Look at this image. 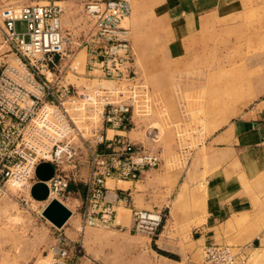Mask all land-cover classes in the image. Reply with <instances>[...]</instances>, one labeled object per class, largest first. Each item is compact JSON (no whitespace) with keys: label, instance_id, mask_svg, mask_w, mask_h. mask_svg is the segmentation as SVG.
Here are the masks:
<instances>
[{"label":"rangeland","instance_id":"374dc122","mask_svg":"<svg viewBox=\"0 0 264 264\" xmlns=\"http://www.w3.org/2000/svg\"><path fill=\"white\" fill-rule=\"evenodd\" d=\"M50 1H59L65 8L64 31L71 35L67 53H76L78 71L84 73L87 53L80 43L93 24L85 7L96 0H0V6ZM129 1L132 15L124 26L130 29L137 78L149 89L151 101L149 116L137 117L133 132L146 141L145 129L150 126L158 135L155 145L162 163L152 171L157 172L159 184L146 208L161 211L163 222L159 236L150 239L132 230L131 212L120 208L121 226L83 229L82 199L70 190L63 202L74 210L71 221H79L78 229L86 236L78 242L88 254L80 264L197 260L204 242L199 230L208 224V240L242 247L246 264H264V177L244 181L242 166L246 168L247 163L240 151L224 156L213 152L214 157L205 154L198 159L212 136L240 120L244 109L264 93V0ZM16 27L21 33L28 31L24 21ZM0 53V67L15 57L1 34ZM69 77L80 89L97 84L81 74ZM108 84L114 85L104 82ZM95 122L100 123L98 118ZM198 164L205 170L201 181L189 187L186 199L177 206L180 209H175L182 182ZM224 166L227 177L222 174ZM208 175L215 179L211 194L204 183ZM162 176L168 180L160 184ZM173 184V190L163 191L162 185ZM25 194V189L11 182L0 197V264H50L59 247L63 232L43 215L48 202L33 198L25 205L19 198ZM208 197L215 204L209 209ZM207 218L213 222L207 224ZM161 237L171 242L169 251L162 248Z\"/></svg>","mask_w":264,"mask_h":264},{"label":"built area","instance_id":"2783aa9c","mask_svg":"<svg viewBox=\"0 0 264 264\" xmlns=\"http://www.w3.org/2000/svg\"><path fill=\"white\" fill-rule=\"evenodd\" d=\"M85 11L93 24L80 43L87 53L80 73L76 53H67L71 35L64 31L61 2L0 6V34L15 56L0 67V197L15 182L27 191L20 200L30 205L37 167L48 162L54 166L46 182L48 204L63 202L70 184L80 181L86 186L82 227L111 229L119 226L114 202L127 198L114 200L108 181H138L159 168L162 159L152 127L145 129L146 141L130 136L138 127L136 118L151 110L149 89L136 75L130 29L124 26L132 15L131 2L96 0ZM19 21L26 22V33L17 30ZM70 74L97 84L80 89ZM105 81L114 85L107 87ZM132 218L133 231L150 239L159 236L161 211L136 208ZM62 242L50 264H70L71 245ZM245 252L209 243L201 260L183 264H246Z\"/></svg>","mask_w":264,"mask_h":264},{"label":"crops","instance_id":"0c3cea01","mask_svg":"<svg viewBox=\"0 0 264 264\" xmlns=\"http://www.w3.org/2000/svg\"><path fill=\"white\" fill-rule=\"evenodd\" d=\"M262 96L258 98V100L254 103L253 106L250 108H246L243 111V114L241 115L240 120L228 124L223 130L218 133L215 136H212L208 144L204 145V148L199 154L198 159L202 157V155L205 154H211V153H218L221 154H237L238 151L241 153V157L243 159H246L247 166L246 168L242 166V177L245 179L244 181H248V179H260L264 177V93L261 94ZM130 136L132 139L141 141V137H139L138 134L131 132ZM237 145H241L236 148ZM212 157H214V154H211ZM199 163V162H198ZM225 165V164H224ZM226 166L223 167L222 174L226 176L224 170ZM86 175V170H82ZM205 172L203 167H200L199 164L197 167L194 165L192 166L190 170V174L188 175V179L185 182H182L180 187V192L177 196V201L175 203V209H180L179 205L181 204V201L186 199V196L188 194V190H190L189 187H193L196 184H198L202 179V174ZM157 172L155 171H147L145 172L141 179L138 181H108V186L111 188L109 191L110 195L114 197V200L119 198H127V201L125 203H116L117 205V223L119 226H121V223L119 222V209L125 208L126 210L131 212L133 209H146V206L149 205L150 197L152 192H154V188L157 187L156 182V175ZM221 174V175H222ZM227 177V176H226ZM163 180H168V176L163 177L162 176V182ZM215 179L213 175H208L206 177V180H204V183L207 186L208 192L210 194L214 191V185H215ZM125 182V183H122ZM163 186L164 192H170L174 188V184L170 188L168 186ZM74 192V191H72ZM80 195L82 199L81 203V215H80V221L82 222V213H83V204L84 199L86 196V192L82 194V192L77 191L74 192ZM180 201V203H179ZM207 202V208L212 207L214 205H211L213 201L208 197ZM186 203V202H185ZM183 202V206L185 205ZM69 208L70 206L67 205ZM144 206V207H142ZM179 206V207H177ZM71 209V208H70ZM72 210V209H71ZM74 215V210L72 211L71 217L68 219V221L61 227L62 234L58 237V246L62 245V240L64 242H67L71 245L70 253H71V263H74L77 261V264H80L82 259L88 256L87 253L82 248V244L77 242L84 241L85 233H81L78 229L79 221H71L72 217ZM127 215V214H126ZM128 216V215H127ZM133 220V218H132ZM130 223V226L132 224V221ZM207 224L211 223V218L206 219ZM58 228V227H57ZM123 228V226H122ZM60 229V228H58ZM210 229V224H208L206 227H204L202 230H199L200 234H202V239L204 240L202 244V251L203 247L206 244L209 243H215L213 241L208 240L207 237V230ZM80 239V240H79ZM160 243L163 246L162 248L166 251H169V247L171 246V242L168 240V237H164L160 239ZM221 244V243H220ZM81 246V247H80ZM74 247V248H73ZM102 257V255H101ZM102 259V258H101ZM202 259V253L200 259H197L195 261H199ZM96 261V260H95ZM97 263L101 264L99 261H96Z\"/></svg>","mask_w":264,"mask_h":264},{"label":"water","instance_id":"95a60500","mask_svg":"<svg viewBox=\"0 0 264 264\" xmlns=\"http://www.w3.org/2000/svg\"><path fill=\"white\" fill-rule=\"evenodd\" d=\"M39 179L31 189V196L37 201H44L49 196L47 181L54 175L51 163H41L36 170ZM43 215L56 227L61 228L71 217L72 211L60 200L53 199L44 209Z\"/></svg>","mask_w":264,"mask_h":264},{"label":"trees","instance_id":"16d2710c","mask_svg":"<svg viewBox=\"0 0 264 264\" xmlns=\"http://www.w3.org/2000/svg\"><path fill=\"white\" fill-rule=\"evenodd\" d=\"M80 191V192H86V186L83 183H71L69 186V191Z\"/></svg>","mask_w":264,"mask_h":264},{"label":"bare ground","instance_id":"6f19581e","mask_svg":"<svg viewBox=\"0 0 264 264\" xmlns=\"http://www.w3.org/2000/svg\"><path fill=\"white\" fill-rule=\"evenodd\" d=\"M106 86V85H105ZM108 86H110V84H108ZM15 183V182H14ZM16 184V186H19L17 183H15ZM37 201V200H36ZM64 203V202H63ZM65 204V203H64ZM66 205V204H65ZM67 206V205H66ZM68 207V206H67ZM69 208V207H68ZM70 209V208H69ZM71 210V209H70ZM72 211V210H71ZM132 220V219H131ZM84 229V228H83ZM78 243V242H77ZM221 244H226V245H229V244H227V243H221ZM82 246V245H81ZM231 246V245H230ZM233 246V245H232ZM235 247V246H234ZM57 248V247H56ZM74 248V247H73ZM241 248V247H240ZM51 249H52V247H51ZM53 250V249H52ZM202 252V251H201ZM189 259V258H188Z\"/></svg>","mask_w":264,"mask_h":264}]
</instances>
